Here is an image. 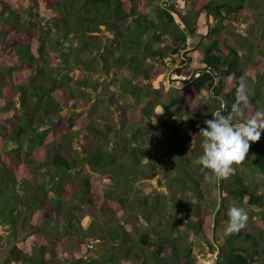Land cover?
Listing matches in <instances>:
<instances>
[{
    "label": "trees",
    "instance_id": "16d2710c",
    "mask_svg": "<svg viewBox=\"0 0 264 264\" xmlns=\"http://www.w3.org/2000/svg\"><path fill=\"white\" fill-rule=\"evenodd\" d=\"M190 2L184 14L169 0H0V264H196L192 238L217 252L213 264L264 259V131L214 181L211 212L207 170L193 163L204 121L228 115L241 78L245 115L264 110V0ZM203 11V67L152 87ZM154 128L168 131L162 150L147 141ZM232 205L248 221L229 235ZM76 245L83 255L70 257Z\"/></svg>",
    "mask_w": 264,
    "mask_h": 264
},
{
    "label": "clouds",
    "instance_id": "9594fccd",
    "mask_svg": "<svg viewBox=\"0 0 264 264\" xmlns=\"http://www.w3.org/2000/svg\"><path fill=\"white\" fill-rule=\"evenodd\" d=\"M235 97V103L228 115L221 112L213 113L211 119L204 121L206 127L199 131V135L203 137L202 154L196 157L193 163L207 170L204 176L206 182L229 178L233 174V166L246 160L251 143L258 142L261 132L264 131V110L245 115L244 109L248 105L249 95L243 78L236 88ZM157 114L162 115L163 110ZM153 123H156L155 118ZM227 214L229 220L225 229L226 234L237 233L246 228L248 214L244 208L232 205ZM214 261L215 259L211 264Z\"/></svg>",
    "mask_w": 264,
    "mask_h": 264
},
{
    "label": "rangeland",
    "instance_id": "374dc122",
    "mask_svg": "<svg viewBox=\"0 0 264 264\" xmlns=\"http://www.w3.org/2000/svg\"><path fill=\"white\" fill-rule=\"evenodd\" d=\"M191 0H169V2H174L175 7H177V9H179L180 11H182L184 14L186 12H188L190 10V6H191ZM197 22L195 24V36L187 37V41L189 43L188 46V50L184 51V55H182V57H177L176 56V60H177V64L176 66L172 65V67L170 69H167L165 73L157 76L151 83L152 87H158V86H162L164 89H167L168 87H170L171 85H176L178 87L182 86V82L185 81L188 77V75L191 74H195L197 73L202 67V63H201V57L203 54V50L204 48L207 46V41H206V34L208 33V28H209V23L210 18L206 17V13L203 11L198 15V18L196 19ZM226 25V33L227 34H234L236 31H239V26L234 25V22L230 21L228 23L225 24ZM208 26V27H207ZM149 37L152 36V33H148ZM231 36V35H230ZM224 43L230 44L232 46H235V42H234V38L226 36L223 39ZM183 60L185 61L184 64L180 65L179 60ZM180 69V73L179 75L176 73V69ZM251 67H248V70H250ZM247 70V66L245 68V71ZM246 77H248L247 75V71H246ZM93 78H96L98 81L103 82L104 78L103 76L99 75V74H94ZM246 80H244L247 84V91L251 90V85H252V81L248 80V78H245ZM105 83V82H103ZM108 83V82H107ZM118 91H115L114 94H116ZM207 94V91L202 90L200 91L195 98L199 99L200 98H204L205 95ZM126 103H129L128 101ZM107 104H99L97 105V107L94 110H97L98 112L101 113H105L106 111V106ZM128 105V104H127ZM113 105H111L112 107ZM160 109L158 110H163L164 107H158ZM157 109V108H156ZM170 111H172L173 113L177 112V108H172ZM83 115L80 116V118L78 119V122H82L83 120H87L88 116H86V112L83 111ZM158 112H156L157 114ZM157 121V120H156ZM159 125V123H157ZM124 130H126L124 128ZM167 130H165L164 128H154L151 132L150 135L148 136L147 141L151 142V139L153 138L154 142L152 141L151 146H153L155 149H160L162 150L164 148V146L167 143L166 140H162L161 138H163L164 136L167 135ZM161 141V143H159ZM157 142V143H155ZM188 153L192 154V149L188 148L187 149ZM191 154L189 156V158L191 157ZM177 157V156H176ZM248 174V172H247ZM214 181H216V179H213L209 184H207V186H203L202 190L204 192V197L201 200V202H203V208L206 210H209L210 212L213 211V208L216 206L214 205V203L216 201H218V197L217 195V187L214 185ZM29 221H30V216H29ZM31 223V222H30ZM225 228V226H224ZM223 228V229H224ZM193 239V244L192 248H193V252L196 255V264H211L213 262V260L216 258V251L210 252L209 248L207 247V245L203 244L202 242H200L199 239L197 238H192ZM223 238L221 237V239L219 240V242H221ZM189 241V238H186L185 243H187ZM184 243V244H185ZM22 248L24 250L28 249V245L25 244L24 246H22ZM84 250V246L83 245H76V246H70V257H79L82 254ZM255 264H264V259H261V261L259 262H255Z\"/></svg>",
    "mask_w": 264,
    "mask_h": 264
},
{
    "label": "water",
    "instance_id": "95a60500",
    "mask_svg": "<svg viewBox=\"0 0 264 264\" xmlns=\"http://www.w3.org/2000/svg\"><path fill=\"white\" fill-rule=\"evenodd\" d=\"M176 73L179 75V73H180V70L178 69V70L176 71Z\"/></svg>",
    "mask_w": 264,
    "mask_h": 264
}]
</instances>
